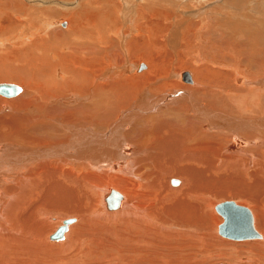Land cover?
I'll return each instance as SVG.
<instances>
[{"label":"bare ground","instance_id":"obj_1","mask_svg":"<svg viewBox=\"0 0 264 264\" xmlns=\"http://www.w3.org/2000/svg\"><path fill=\"white\" fill-rule=\"evenodd\" d=\"M35 1L0 0V264H208L248 204L264 264V0Z\"/></svg>","mask_w":264,"mask_h":264},{"label":"rangeland","instance_id":"obj_2","mask_svg":"<svg viewBox=\"0 0 264 264\" xmlns=\"http://www.w3.org/2000/svg\"><path fill=\"white\" fill-rule=\"evenodd\" d=\"M68 1H70V2H75L76 4L77 3H79V1L80 0H68ZM67 0H64L63 2H68ZM153 2L154 1V3H156L157 1V3H156V5H157V9L155 8V7H151V10H153V9H156V11H159V9L161 10V9H165L166 7H167V4H166V6L164 5V2H160V0H127V3H126V5H125V9L123 8V10L126 12V13H128L130 16H133V15H135L136 13H137V11H138V9H139V7L140 8H143V7H141V6H144L145 8H143V9H145V10H147V6H148V4L150 3V2ZM156 1V2H155ZM196 3H197V5H198V2L197 1H200V0H194ZM201 1H204V2H209V3H211V6H213L214 5V3H221L222 1H224V0H201ZM248 1H250V0H248ZM258 1H261V0H258ZM24 2L26 3V4H28V5H39V3H38V1H35V0H33V1H28V0H24ZM138 2V3H137ZM140 2H143V5H142V3H140ZM147 2V3H146ZM218 3V4H219ZM246 4L244 5V6H250V2H245ZM252 3H254V2H252L251 1V4ZM135 4H137V5H135ZM186 3H180V5H185ZM45 6H48V5H51L50 3H46V4H44ZM60 5V4H59ZM153 4H151V6H152ZM56 6H58V5H56ZM67 6H69V5H67ZM135 6H137V7H135ZM164 7V8H163ZM153 8V9H152ZM247 9V8H246ZM128 12H127V11ZM131 11V12H130ZM135 11H136V13H135ZM252 11H251V8H249V14L251 13ZM55 13V16H56V14H57V16L56 17H59V11H55L54 12ZM242 13H243V15H244V11H242ZM252 14V13H251ZM250 14V15H251ZM216 15V16H215ZM214 16L213 15H211V22L212 21H214V22H216V17H218V16H221V14H219V15H217V14H215ZM243 15H241V16H243ZM177 16L179 17V18H181L182 17V15H181V13L180 12H177ZM213 16V17H212ZM237 17H240V16H237ZM63 18H65V17H63ZM67 18V17H66ZM69 18V17H68ZM213 18V19H212ZM61 18L59 17V18H57V20H60ZM215 19V20H214ZM70 22H71V20H70ZM207 22V21H206ZM209 23V21L207 22L209 25L210 24H213V23ZM215 24V23H214ZM171 49V50H170ZM169 50V51H168ZM167 51L168 52H172V48H164V50H163V52H164V54L165 55H169V53H167ZM167 57H169V56H167ZM167 59H170V58H167ZM173 60H170L169 62H172ZM147 65V63H145L144 61H142L141 62V65H140V68H143L142 67V65ZM186 66H188V67H192L193 69V71H195V69H194V66L192 65V64H186ZM196 68V67H195ZM188 69H190V68H188ZM144 70V69H143ZM194 73H196V72H194ZM238 80H240V78H238ZM164 81V80H163ZM162 81V82H163ZM6 97V96H5ZM174 179H178V180H180V178H174ZM180 183H181V181H180ZM173 184V183H172ZM174 185V184H173ZM175 186V185H174ZM177 186V185H176ZM230 193V192H229ZM228 193V194H229ZM234 197V198H233ZM215 199L216 200H214L216 203H215V205H217L218 203H220L221 201H227V200H232V201H236L237 203H239V204H242V205H247L248 203L247 202H244L243 200H241L239 197H237V196H234L232 193H230L228 196H216L215 197ZM244 202V204H243V202ZM246 203V204H245ZM249 205V204H248ZM247 205V207L250 209V210H252L249 206ZM252 213H253V215H254V220H255V225H256V219H255V213H254V211L252 210ZM72 215V216H71ZM74 215V216H73ZM214 215H216V216H214ZM65 217H67V218H65V219H68L69 217L70 218H72V217H75V214H67ZM218 217V218H217ZM64 219V220H65ZM216 219H217V221H216ZM60 221V220H59ZM224 220H223V217L217 212V210L214 208V213H213V216H212V224L213 223H215V224H213V227H214V229H216V233L214 232V235H216V236H214V240L215 241H213V243H215V244H213V246H214V248H212L211 249V253H216V252H219V253H222L223 255L221 256V257H211V255H210V257H208V264H232L233 263V261L234 262H236V263H238L239 261L237 260L239 257H241L242 258V256L244 257H247V256H250V255H252L253 253H251L250 251H248L247 250V248L245 247V246H243V245H239L240 243L239 242H241V241H235V240H232V239H229V238H226V237H224V236H222V235H220V236H218L219 234H218V229H217V227L219 228V225L220 224H222V222H223ZM64 222V221H63ZM63 222L62 223H60V222H58L59 223V225H57V227H59V226H61V225H63ZM217 222H220V223H217ZM74 223V222H73ZM72 223V224H73ZM217 225V226H216ZM56 229L57 228H55L53 231H51L50 232V234L49 235H51V234H53L55 231H56ZM258 231V230H257ZM259 232V231H258ZM123 236V233L122 232H120L119 234H117V235H112V237H113V239L114 240H120L121 239V237ZM222 238V239H221ZM219 239H220V241H222V240H224V241H227V243H224V244H221V243H219L220 241H219ZM60 240H62V239H60ZM59 240V241H60ZM252 240V239H251ZM51 241H54V240H51ZM217 241H219V242H217ZM223 242V241H222ZM230 245V246H229ZM233 246V247H232ZM217 247V248H216ZM221 247V248H220ZM225 247H226V250H225ZM235 247H236V249H235ZM241 247V248H240ZM123 248V247H122ZM224 248V249H223ZM231 250H232V253H231ZM240 250V251H239ZM222 251V252H221ZM224 251V252H223ZM240 252V253H237V252ZM230 252V253H229ZM19 254V252L18 251H14L13 253H12V255H11V257H15V256H17ZM140 254L141 255H143V257H144V254L145 253H142V252H140ZM234 254V255H233ZM230 256V257H228V256ZM247 255V256H246ZM201 256L202 255H198V259H200L201 258ZM227 256V257H226ZM171 256H168V258H170ZM244 257V258H245ZM211 258V259H210ZM213 258V259H212ZM224 260V261H223ZM240 260V259H239ZM225 261H227V262H225ZM241 262V264H244V263H242V262H245V260H241L240 261ZM239 262V263H240ZM238 263V264H239ZM253 264H255V263H253Z\"/></svg>","mask_w":264,"mask_h":264},{"label":"water","instance_id":"obj_3","mask_svg":"<svg viewBox=\"0 0 264 264\" xmlns=\"http://www.w3.org/2000/svg\"><path fill=\"white\" fill-rule=\"evenodd\" d=\"M3 90L7 95H14L15 89L14 88H0V91ZM172 182L175 183L173 180ZM226 205H221L219 207L220 211L225 213L224 215V223L220 226L219 232H221L224 236L235 239H253L259 238L261 234L255 229L254 227V220L251 210L244 208L242 211L244 212V216L241 215V212L238 211H226ZM70 221H65L63 228H59L54 237H59L67 227V224Z\"/></svg>","mask_w":264,"mask_h":264},{"label":"crops","instance_id":"obj_4","mask_svg":"<svg viewBox=\"0 0 264 264\" xmlns=\"http://www.w3.org/2000/svg\"><path fill=\"white\" fill-rule=\"evenodd\" d=\"M185 73V72H184Z\"/></svg>","mask_w":264,"mask_h":264}]
</instances>
